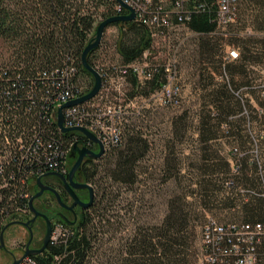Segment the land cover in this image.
Wrapping results in <instances>:
<instances>
[{"label": "trees", "instance_id": "1", "mask_svg": "<svg viewBox=\"0 0 264 264\" xmlns=\"http://www.w3.org/2000/svg\"><path fill=\"white\" fill-rule=\"evenodd\" d=\"M115 4V0H0V235L8 224L27 218L29 178L61 173L57 170L61 165L58 154L79 137L62 132L52 119L55 99L66 90L76 95L75 99L90 91L92 84L86 87L81 78V74L91 76L81 64V54L91 41L97 17L119 16ZM241 4L264 12V0H239L236 22ZM212 20L213 14H199L186 25L199 34L196 48L200 60L206 61L220 80L213 83L211 76L212 89L206 96L213 112L207 110L200 116L199 137L203 144L226 138L238 147L232 148L229 159L202 157L208 164L198 185L213 192L219 190L214 181H223L225 191L231 193L223 206L238 207L240 221L256 222L264 212V79L257 83L249 67L264 64V38L241 36L230 29L226 38L209 36L215 30ZM110 25L120 28L116 51L121 63L96 69L92 57L100 44L87 54L88 65L101 77L102 86L95 98L102 102H106L103 93L111 86L106 77L114 78L119 68L141 60L145 50L153 51L147 28L133 21ZM225 45L238 50L237 59L218 58ZM160 77L157 74L140 85L131 73L125 76L135 93L143 96L159 86ZM120 146L104 151L97 161L85 162L84 171L98 192L87 229L79 228L73 235L61 229L58 243L47 242L34 257L40 264H197L196 233L183 206H169L159 225L145 229L137 226L117 248L104 240L107 228L113 233L116 223L120 225L114 214L107 218L108 203L115 199L108 194L95 163ZM146 150L145 141L137 134L128 135L109 179L133 184L135 165ZM232 166L238 170L232 172ZM227 182L234 185L227 187ZM238 187L245 192L240 194ZM202 197L209 202L207 194Z\"/></svg>", "mask_w": 264, "mask_h": 264}, {"label": "rangeland", "instance_id": "2", "mask_svg": "<svg viewBox=\"0 0 264 264\" xmlns=\"http://www.w3.org/2000/svg\"><path fill=\"white\" fill-rule=\"evenodd\" d=\"M240 12L238 21L230 30L238 32L241 36L264 38V12L256 10L254 6L246 7L244 4H241ZM102 20L101 17H97L93 32L89 36L90 40L94 38L96 27ZM119 29L118 26L111 25L105 28L100 45L92 57L96 69L121 63L116 51ZM198 41L199 38L187 26H184L175 32L167 43L159 41L152 44V59L163 58L169 49L177 47L178 75L182 88L181 103L178 107L155 106L148 101V96L135 93V89L126 78L114 76V83L108 91L103 93L104 100L121 105L132 102L135 106L134 110L139 109L140 115L126 117L122 145L95 164L98 165L99 176L103 178L108 194H115L118 197L115 203L114 201L111 204L108 203L106 215L112 216L114 212L117 215V222L120 225V244L125 238L131 236L137 226L145 229L159 225L168 213L169 206H183L188 213L189 225L196 233V258L197 264H201V230L208 218L228 222L241 220L242 216L238 207L223 206L225 197H231V193L225 191L223 181H214L219 190L213 192L202 190V187L198 185L200 174L208 164L202 161V157L216 155L229 159V152L232 148L238 147L236 143L226 138L208 144L200 141V116L207 113V110H212L208 106L209 99L206 96L212 89L209 85L211 76L214 77L213 83L220 80L212 74L209 64L200 60L196 48ZM226 47L228 46L225 45L220 50L218 58L222 60L225 58ZM249 68L254 72L252 76L257 77V83L263 81V63ZM81 78L86 87L92 84L91 89L93 78L82 74ZM149 88L146 86L147 90ZM251 104L257 108L254 101H251ZM131 134H137L144 140L147 150L135 165V182L127 185L118 184L109 178L113 173L116 158L124 150L127 136ZM76 158L77 154H72L71 149L66 156L67 169ZM115 174L118 178L119 173L116 171ZM222 177L219 175L218 178ZM28 186L30 194H33L38 188L36 179H30ZM206 194L209 196L206 197L209 202L203 200L202 196ZM2 238L0 264H12L24 258L26 245L30 241L24 226L19 224L7 226ZM103 238L109 241L113 248L117 245L111 232L103 235ZM40 245L41 243L37 249L41 248ZM28 248L32 250L29 245Z\"/></svg>", "mask_w": 264, "mask_h": 264}, {"label": "built area", "instance_id": "3", "mask_svg": "<svg viewBox=\"0 0 264 264\" xmlns=\"http://www.w3.org/2000/svg\"><path fill=\"white\" fill-rule=\"evenodd\" d=\"M120 1L132 9L133 22L148 29L152 44L159 41L167 43L175 32L188 24L192 16L199 14L208 16L213 14L212 21L215 23V30L208 33L209 36L226 38L230 27L236 22L239 4V0H212L211 5L197 0ZM115 11L117 15L130 13L117 2ZM194 34L199 36L198 33ZM152 53L153 51L145 50L141 60L119 68L117 77L125 78L127 73H131L140 85H144L157 74H161L159 86L148 96V101L163 108L178 107L181 103L182 88L178 75L177 47L169 49L168 53L160 59H152ZM237 58L238 50L234 47H226V59L235 60ZM106 79L107 84L114 83L113 77H106ZM75 98L76 95L68 90L56 97V108L52 115L56 123L58 108ZM134 109L132 102L121 105L102 102L101 98L94 97L85 103L63 108L62 126L64 128H84L106 151L122 144L126 117L140 115L139 109ZM67 133H77L84 140L79 139L78 136L74 137L67 148L58 154L61 165L57 170L61 173L67 171L66 156L74 143L78 147L94 152L99 150L98 143L92 142L80 131ZM237 170L238 167L232 166V172ZM30 179L36 178H29V181ZM226 185L232 187L234 184L227 182ZM237 191L240 194L245 192L241 187H238ZM61 231L59 227H56L51 232L48 241L50 245L58 243ZM200 241L201 264H264V212L262 219L256 222L240 220L219 222L208 218L202 227ZM34 257L36 256H25L18 264H40Z\"/></svg>", "mask_w": 264, "mask_h": 264}, {"label": "flooded vegetation", "instance_id": "4", "mask_svg": "<svg viewBox=\"0 0 264 264\" xmlns=\"http://www.w3.org/2000/svg\"><path fill=\"white\" fill-rule=\"evenodd\" d=\"M90 160L97 161L98 159L85 157L71 176L69 172L75 161L65 173L48 174L42 176L40 179L41 185L47 189H44L41 195L33 200L37 215L34 216V214L29 212L27 218L21 221L24 223L33 219L27 227H24L29 237L31 236V240L29 238V247L33 250L37 249L40 243V246H42L47 232H49V241L51 232H53L56 227L69 231L71 235L75 234L79 228H81V230L82 228L87 229L88 214L96 204L98 193L96 186L88 179L84 171L85 162ZM38 191L39 188L31 194V197ZM117 198L118 197L114 194V203ZM88 203H90V205L85 206ZM113 214L114 218L117 220L116 213L114 212ZM107 218L109 219V216H107ZM119 232V226L116 223L112 233L117 242L115 248L120 245ZM107 233H110L108 228L105 231V234Z\"/></svg>", "mask_w": 264, "mask_h": 264}, {"label": "water", "instance_id": "5", "mask_svg": "<svg viewBox=\"0 0 264 264\" xmlns=\"http://www.w3.org/2000/svg\"><path fill=\"white\" fill-rule=\"evenodd\" d=\"M115 1L117 3H119L123 8L128 10L130 13L128 15L112 16V17H109V18L102 20L98 24V26L96 27L94 38L85 46V48L81 54V64H82L83 68L86 71H88L93 78L92 88L90 89V91L87 94H85V95H83V96H81L75 100H72V101H69V102L63 104L61 107L58 108V111H57V116H58L57 117V125L62 132L67 133L69 131H80L89 140H91L94 143H98V145H99V150L97 153H94L93 151L86 149V148L79 149L77 147L76 143L73 145L72 154L76 153L77 158H76V160H75L74 164L72 165V168L69 172L70 176L78 168V166L81 164L82 160L85 157L90 158V159H97V158L101 157L103 152H104L103 146L96 140V138L93 135H91L89 132H87L84 128H81V127L64 128L62 126V109L65 107L84 103V102H87V101L93 99L99 93V91L101 89V86H102L101 77L95 69H93L92 67H90L88 65L87 54L90 51H92L93 49H95L100 44V41L102 39V35H103L104 30L107 26H109L110 24H113V23H118V22L126 23V22H132L134 20V13H133L132 9L130 7H128L127 5L123 4L120 0H115ZM48 174H54V173H48ZM48 174H45V175H48ZM41 178H42V176H40L36 179V185L39 188V191L36 194H34L28 202L29 211L32 214H34V216L37 215V212L33 206V200L35 198L39 197L44 189H47L46 187L41 185V183H40ZM87 205H90V203L86 204L85 206H87ZM32 221H33V219H31L30 221L24 222V223L23 222H13L11 224H8L7 226L12 225V224H17V225L19 224V225H22L24 227H27L28 224ZM48 237H49V232H47V234L43 240V244H42L41 248H39L37 250L29 249L28 248L29 242H28L26 245V250L24 252L23 257H25V256H36V255L40 254L46 247V244L48 242ZM30 240H31V236H30ZM2 247H3V238H2V233H1V235H0V249ZM19 261L20 260L14 261L12 264H18Z\"/></svg>", "mask_w": 264, "mask_h": 264}]
</instances>
